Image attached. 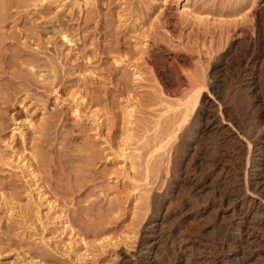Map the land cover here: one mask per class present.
Here are the masks:
<instances>
[{"label": "rangeland", "instance_id": "374dc122", "mask_svg": "<svg viewBox=\"0 0 264 264\" xmlns=\"http://www.w3.org/2000/svg\"><path fill=\"white\" fill-rule=\"evenodd\" d=\"M177 2L0 0V264H121L165 194L182 211L196 203L209 222L221 212L223 166H243L246 145L225 131L203 135L182 155L178 137L153 148L171 126L179 135L211 109L208 101L233 116L232 134L240 119L254 121L264 64L248 93L254 71L240 57L249 41L264 61V0ZM180 6L197 16L182 17ZM25 118L33 130L21 127ZM22 159L30 169L17 166ZM207 163L217 164L218 180L195 190ZM204 227L196 233L209 243ZM171 251L166 258L178 264ZM200 251L188 254L190 264L203 262Z\"/></svg>", "mask_w": 264, "mask_h": 264}, {"label": "bare ground", "instance_id": "6f19581e", "mask_svg": "<svg viewBox=\"0 0 264 264\" xmlns=\"http://www.w3.org/2000/svg\"><path fill=\"white\" fill-rule=\"evenodd\" d=\"M162 1L163 3H166L167 0ZM180 1L184 2L188 0H178V2ZM178 13L182 17L185 16L193 18L197 16V14L194 12L188 13L185 9V6H180ZM61 39L65 43L71 42L66 34H62ZM248 42L249 41L246 43V49L242 52L240 62L244 64L243 67L245 71H249L251 69L254 71V73L251 74L252 77L250 82L246 81L248 83L247 86H245V90L248 93H253L258 88V79L261 77L258 75V69L263 66L264 61L261 60V55L256 52ZM198 95L199 94L197 92L193 98L191 97L192 100L189 101L192 102L191 106L187 108L186 111L194 110ZM208 102L211 104V109L198 113L189 127L186 129L182 127V129L184 128L185 130H181V133L179 130V135L177 134L178 128H171L173 127L171 126L168 129V132H166L167 134L165 135L164 132L162 138L155 142L153 149H155V151H161L165 148L168 141H172V139L175 140L174 138L178 137L179 144L178 147H176L177 153L180 154L184 149L188 151L191 149L194 150L192 147L199 141L197 139H200L203 137V135L223 134L225 131L230 134L229 136H231V138L235 135V141H237V144L241 150H244L246 145L247 154L245 159L246 161H244L245 164L243 166L240 161L232 164L226 163L228 165L223 166L225 168L224 171L226 170L228 175V180L226 181L224 179V181H226V189H224L223 193H220V197L217 196L218 201L220 200L222 205H220L222 208L221 212L218 214V216H215L214 221H212L213 219L210 221L213 223H210L208 221L210 216L207 220V215L209 214H207L205 211L198 210V208H196V203V206H194L195 204H190L191 207L188 206V210L182 211L177 209L180 206L176 208L177 205H175L174 207L171 199L173 198L171 197L172 195L168 196L165 194L163 197L154 201L152 215L149 219V222L144 227L137 249L131 254H121L123 255L121 264H173L174 262L171 263L170 259L168 260V257L165 256L168 254H165V252H167V250L170 251L171 249L174 251V254L177 252V255L179 254L180 256V262L178 264H188V258H191L188 256V254L190 252L193 254L195 249H201L200 252L203 254V256L198 254V256L203 257V262L201 261L202 263L199 264H227L228 261L232 263L234 262V264H264V253L260 254L262 251L260 252L256 248L259 247L261 249L263 248L264 250V101L255 97V105L253 107L254 110L252 111L254 114V121L249 123L248 120V122L242 123L243 121L241 122L240 119V122H236L238 128L235 130L236 132H233V134L232 132L230 133V131H232L230 123L235 122L233 116L229 113H225L226 118L224 119L219 114L221 109L220 105L218 106V104H216L219 108V112L217 113L216 108L212 109V107H215L214 102ZM75 112L78 114L77 107L75 108ZM128 116L131 117V113H129ZM172 124H176L177 127V122ZM21 127H26L33 130V124L27 118H25L21 123ZM16 130L20 133V135L23 134V131H21L20 128H17ZM176 141L177 140H175V142ZM251 146L253 148L252 152ZM126 150L127 149L121 151V157L125 161L129 162L130 166H133V162L131 160L134 158L132 159V155ZM185 162L186 161H184L183 157H181L179 166L176 167L183 177L187 175L189 167ZM216 163H213L212 165L207 163L211 166V168H207L206 171H204L205 173L198 175L199 177L194 183L195 190H200L203 187L206 188V186H209L211 182L216 181L212 178L214 174L216 176V173H214L218 168ZM17 166L21 168L25 167L26 170L30 169L31 167V165L28 166L26 164L25 159H22ZM218 170H220V167ZM221 170H223V168H221ZM217 174L219 175V173ZM28 175L31 176L32 171H29ZM215 178L217 179V176ZM190 187L192 188V186ZM171 193H173V191ZM174 193H176V191ZM200 222L205 225L208 233L210 231V233H212V235H210L211 242L209 243L206 240L204 241V237H198L196 233L198 223ZM200 230L198 231L200 232ZM199 234L201 236V233ZM173 251H171V253ZM194 255H197L196 252L193 254V257ZM171 256L174 257V255Z\"/></svg>", "mask_w": 264, "mask_h": 264}]
</instances>
